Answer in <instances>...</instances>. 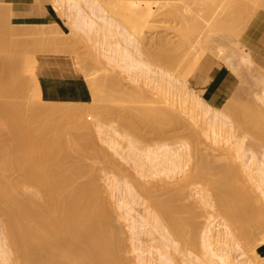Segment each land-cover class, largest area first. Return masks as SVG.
<instances>
[{
  "label": "bare ground",
  "instance_id": "1",
  "mask_svg": "<svg viewBox=\"0 0 264 264\" xmlns=\"http://www.w3.org/2000/svg\"><path fill=\"white\" fill-rule=\"evenodd\" d=\"M71 1L74 2L75 0H70L69 2ZM87 1H89V3H87ZM243 1L244 0H209V3H206L204 0L201 1L202 3L198 2L202 4L200 7L204 6L203 2H205V9H210L211 11V13H209V15L211 14V18L201 19V21L198 20V17L192 14V12H187V9L186 13H190V16L188 17L184 13L182 16L186 15L185 17L187 18H184L190 21H186L188 24L185 27H179L181 34L178 33L179 31L177 30V33L182 37L178 35L181 40L179 38L177 40L178 43L181 41L180 47L182 49L179 48L182 53L180 52V54L188 53L190 57H193V53L191 52L192 46L195 40L200 37V32L205 30L204 27L208 26L210 29L212 25L211 20L213 17L214 20H217L219 14L221 19L223 16L227 17V19L230 18L231 16L229 15L239 11L240 8L244 6L242 4L246 3L248 0H245V2ZM73 2L70 4H75V6L70 8H78V14H81L79 16L80 20L89 23L91 25V31L93 30L94 32L102 34L103 41L108 44L109 50L114 55V60L122 64V71L128 73V75L137 80L145 75L146 79H148H145V82L149 81L152 85L156 81H158L159 84L160 79L158 78L162 77L161 79L164 78L166 80V82L161 80L164 83V86L161 85L163 88L167 87V89H170V86L174 87L176 85L174 83H178V87L183 88L182 86L180 87L179 84L181 81L175 76L177 73H173L174 68L179 64L182 58L176 59L178 62L175 61V63L173 61L174 55L164 54V58L170 61L172 60L174 68L172 67L173 69H170L169 67L171 65L168 68L161 66L158 67L159 70L157 69V72L151 67L152 65L148 61L138 57L142 51L138 40L136 41L135 38H132V33L130 34L126 31L117 18L110 15L105 9L109 7V9L121 13L123 12L125 15L124 21L137 26L138 20L142 18L139 16L144 14L148 15L149 11L152 12L148 5L147 8L146 6H142L140 2L139 5L133 3L136 5L133 7L131 6L133 4L129 2L130 4L128 3L127 9L124 10L122 5H120L121 8H117L114 3L101 2V0H86L85 3L91 6V13H93L96 18L100 19V22L98 20L97 22L96 18L90 17L89 19L88 16L86 18L82 6L76 1ZM90 2L94 4L92 5ZM143 2L146 4L145 1ZM254 3L256 4L255 0ZM30 5L32 7L31 10L35 12L40 11L39 13L43 15H49L56 19L59 18V15L57 14V16L52 8V12H50L46 10V8L43 9L42 7H38L35 3H31ZM11 6V4L0 5L1 28L4 27V35H6V33L8 35L5 37H3V35L0 39L3 38L4 40L7 37L9 39V41L7 39V42L4 40V43L0 41V49L3 50L0 56V208L5 213L6 217H9L7 219L10 225L7 226H9L11 230V235L10 233L7 235L11 237V244L12 242L15 245L17 244L16 246L20 249V259L19 262L18 260L16 261L18 262L17 264H123L116 250L118 249L116 246H118L119 242L115 244L114 238L117 234L115 233L116 235L114 234L115 236H112L113 233L111 232L113 231H110L108 212L105 211L107 205L105 206V201L103 205H101L102 202L97 196L100 192L99 187L95 184L96 182L92 184H81L75 188H71L72 180L78 177L81 172L79 168L81 165L79 167L74 166L73 169L70 167V169L67 168V162L69 156H71L70 145L74 146L76 152L80 154L90 153V151L93 152L94 150H92L94 142L90 141L92 139L87 138L88 133L85 132L84 129V131L82 130L85 136L87 134L85 137L83 136L84 134L82 135L80 133L81 131L79 132L78 130L87 127L88 124L86 122L88 119L85 120V116L88 115V112H90L91 115L93 114L96 119L117 120V122L121 124L123 130L127 132V135H132V133L136 134L137 132L138 134L136 135H140V131H137L139 126L136 127L138 124H135V122L143 125L140 126L141 129L143 127V131H151L150 128H153V130L154 128L166 129L169 131L168 134L170 137V132L173 130L171 128H183L182 130L186 140L182 141V138H180L181 142L179 141L180 143H177L179 145L174 147L170 146L166 141L165 143H161L158 148H147L149 154L146 158L149 157L152 161L154 173L156 171L159 175L164 174L165 176H163L166 177L170 175L174 176L184 171L190 158L196 155V157L194 156V167L196 170L193 168L191 169V167H193L192 165L190 169L193 173L189 170L186 179L184 178L185 180L177 182H175V180L172 184L171 182L169 183L166 178L165 180L167 182L164 178L160 177L161 181L160 179L158 180L159 182L157 180H152L147 184V187L146 185L144 186V184L140 185L145 195H147L146 197L151 199L152 204L156 208V212H151L150 214L155 224L159 225L157 228H161L163 231L162 238H164L166 242L164 243L165 246L162 244L164 246L163 249H160V247L159 249L156 248V254L158 253V256L164 259L167 264H177L175 263V259L168 256L167 248L171 247L173 243L171 249H177L178 244L175 243L174 237H171L170 231L166 229L163 219L168 220L169 226L174 234L179 235V238L183 241H188L185 243H192L194 241H192V236L189 238L187 234H185L186 231L183 226L187 224L189 227L190 224L193 231L197 227L196 225L199 224L197 223L198 221H196L199 218V212L195 211V208H193L195 206H192L191 203H189L190 205L188 202L187 204L183 201L181 203L179 198L184 200L188 192L186 185L194 180L196 181V178L205 182L208 175H219L217 182H214L216 183L215 188L217 192H219L217 199L214 200L210 198L211 194H200L203 195H201V198L204 199L208 207L211 206L216 210L218 209V211L221 212L220 214L225 216V224L226 228H228L227 234L232 236V242L234 244H238V239L241 238L244 239V242H249L253 238L255 231L264 226V203L260 204L261 201L258 202L259 199L257 197L258 200L255 202V193L252 194V190H254L252 189V187L254 188L252 182L254 181L258 183L257 187H259L264 194V160L260 161L256 155L252 154L250 158L247 159L250 161H246L247 155L245 152H247L248 149L244 145V138L236 137L237 139L233 141L231 144L232 147L230 148L220 144L221 142L226 143L230 138L235 137L236 127L239 126L230 115V111L227 112L226 110L218 108L219 106H216V109L221 110V113L218 111L221 115L219 117L216 113L217 115H214L213 118L210 117L212 133L209 134L204 126H197L191 123L186 117L182 116L176 108L177 102H175L173 98L171 99L167 93L169 98L164 96L165 93H162L163 95L161 94L162 97L164 96V99L166 98L165 101L167 100L166 106H162L157 103L158 101L153 102L152 100L148 105L122 104V102L126 100V97L132 100V97L136 96L139 101H141L140 97L147 99L144 91L146 88L136 91L137 86L125 87L122 83L121 85L113 84L111 87H108L107 80L104 81L102 79L105 77L108 78L114 73L111 71V73H113L111 74L110 70H108L105 65L103 66L102 64L104 63H101L102 61L98 58L93 57L87 60H85L86 58H82V63L89 64L95 69V71L84 69L82 72L81 69H79L75 52L72 53V51H69L72 54L69 53L68 55L65 53L70 46L66 41L59 40L62 36L15 37L24 34L22 31L19 32L17 30L24 26L13 25L12 16L14 12ZM178 10L179 9H177L173 15H179V18H182V16H180L182 11L178 14ZM198 11V13H200V10ZM193 12H195V10H193ZM198 13H196V15H199ZM151 14L149 13V15ZM173 15H171V18H174ZM141 21L142 20H140V22ZM140 22L138 24L142 26L143 24ZM219 22L223 23V21ZM141 26L137 27L141 29ZM47 27H53L58 32L65 34L64 31L61 30L60 25L56 22ZM169 27L171 26L169 25ZM1 28L0 31L2 32L4 29L1 30ZM116 36L121 39H118ZM114 39L115 41H113ZM176 43L177 42H175V45ZM129 46H132L133 49H130ZM184 56L182 55V57ZM167 69H169L170 72ZM172 70L174 75L171 73ZM186 74H188V72ZM155 75L160 76L154 77ZM151 76H153L154 79ZM150 77L154 81L151 82L150 80L152 79ZM155 78L158 80L156 79L155 81ZM108 79H110V77ZM115 80L116 82L121 81L120 77L118 79L119 81L117 79ZM149 82L147 83L148 85H150ZM158 84L155 87L157 90L158 88L161 89L158 87ZM153 86L150 85L151 88ZM164 89L167 90L166 88ZM157 94L151 95L158 97ZM90 96H92L91 100H89V98H91ZM155 97L153 98L152 96V99H156ZM164 99L162 100L164 101ZM195 99L198 103L202 102L200 96L196 95ZM107 100H111L116 104H106L105 101ZM208 110L209 109H207V111ZM258 110H256L257 112L255 111L256 114L254 113L253 117L259 115L258 113L261 111L258 112ZM87 117L90 118L91 116L88 115ZM261 118H263V116ZM259 121L262 122L261 124L264 122V120ZM248 122L249 124L246 127H241L244 131L249 132L252 128H257V126L261 128L262 126L260 122L259 126L257 123L258 121L256 122L253 118ZM85 124L87 125L85 126ZM144 127L146 129H144ZM169 129H171V131ZM263 129L264 128H262L261 132ZM71 130L74 131L73 135L71 134ZM254 130L256 131L257 129ZM69 131L72 137H68L70 140L66 139ZM174 131L176 130L174 129ZM223 131L225 136H223ZM75 132L78 134H75ZM250 132L249 134H253V132ZM142 133L141 137H143ZM145 134L147 135V133ZM159 135L160 134H158L157 137L164 140V137H160L163 136V134ZM164 136H166L165 133ZM167 136L165 140L170 138H167ZM260 137L264 139L263 135ZM137 138H140V136ZM153 138L155 139L156 137L154 136ZM207 138H209L214 145L209 144V146L206 147L205 141ZM207 148H210L214 153H207ZM190 153L192 155H190ZM193 153L195 154L193 155ZM74 154L76 155V153ZM233 154H235L239 162L233 159ZM219 156L223 157L229 164L226 166L213 167L212 163L214 158ZM108 159L109 158H107V160ZM256 164L257 166H255ZM84 166H81V168ZM138 166H140L139 163ZM116 168L117 167L114 169ZM118 168L117 170L121 169ZM150 171H152V169ZM158 174L154 176L152 172L153 177H156ZM149 176H151V174ZM256 176H258V178H256ZM231 178H236L239 181L241 180L243 183H246L247 186H245V184H243L244 186L240 185L239 187L242 188L241 190L228 182ZM151 183L152 185L150 186ZM203 184L205 183H202V185ZM206 184L205 186L207 187L209 183ZM201 188L203 189V187ZM155 190H158L160 193H155ZM205 191H207V189ZM210 192H213V189ZM186 196L188 198V195ZM97 197L99 200H97ZM201 198L200 200H202ZM177 201H179V203ZM97 202H101L99 203L100 206H105V208H101ZM128 211H130V209ZM202 213L201 210L200 214ZM188 230L187 233L190 232V230L189 232ZM194 232H192V234ZM192 234L188 235L190 236ZM263 238L264 236L258 244L263 243ZM118 239L121 241L119 235L116 241ZM181 239L179 240L182 241ZM202 245L204 247V253L206 252L205 254L203 253V256H206L204 259L202 258L203 261L201 260V264H211V262L217 264H242L241 262L236 263L230 258V245H228L227 240L224 239L221 233L214 232L211 223H208L206 229H204ZM154 250L152 254L149 251V254L153 255ZM248 250L253 253L251 259L258 258L264 263V253H259L256 246ZM138 259H140L141 264L148 263V259L145 257L140 256ZM190 259L191 258H189V260ZM145 260H147V262ZM192 260L194 261V258L191 259V261ZM198 261H200V259ZM247 264L255 263L249 260Z\"/></svg>",
  "mask_w": 264,
  "mask_h": 264
},
{
  "label": "rangeland",
  "instance_id": "2",
  "mask_svg": "<svg viewBox=\"0 0 264 264\" xmlns=\"http://www.w3.org/2000/svg\"><path fill=\"white\" fill-rule=\"evenodd\" d=\"M69 1L70 0H34V2H33L38 7H42L43 9L46 8V10H48L50 12H52V10H51V8H52L54 13L56 15L57 14L59 15V16L57 15L59 17L57 19V21L60 22L61 27H62L61 30L63 29L65 34H62L61 32L54 30L53 32H47V31H45V32L44 31L43 32L42 31L28 32L29 34L15 36V37H17V38L46 37V36L47 37H49V36H62L63 37L64 35H67V36H64L63 38L62 37L59 38V40L66 41L67 44L70 46L69 49L65 51V53L67 55L69 53L72 54L73 52H75L76 58L78 61L79 69H81L82 72L84 69H87L90 71H95L93 66H91L89 64L82 63V61H83L82 58H84V59L86 58L85 60H87L88 58L94 57V58H98L99 60H101L102 61L101 63H104L102 65L103 66L105 65V67L108 70H110V73L112 71L115 74L114 75L113 73H111L113 75L109 76L110 78L114 79V81H116L115 79L118 80L120 77V80L122 82L119 80L118 81L121 82L125 87L137 86L136 91L140 90V89L144 90L146 88L144 91L146 93L147 99L140 97L141 101H139V99L136 96L132 97V100H131V98L128 99L126 97L125 98L126 100L124 102H122V104L148 105L152 100L153 102L158 101L157 103L161 104L162 106H166L167 100L165 101L166 98L164 99V96L166 97L168 94V96L171 99L173 98L175 100V102H177L176 108L179 110V112L182 114V116L186 117L191 123H193L197 126H204L205 129L209 132V134L212 133V130H211L212 124H211L210 117L213 118L214 115H217V114H218L217 116L220 117L221 110L216 109L215 105H213L211 102L206 101L198 93L196 86H195V83L193 81H191L192 78L197 73V72H195V70L192 71V77L190 76L191 79L189 78V80L187 78H184L180 74H178V71L180 70V68L182 66L188 65L187 59L191 58L188 53L187 54H185V53L180 54V52L182 53V51L180 50V48H181L180 47L181 46L180 40L182 37L178 34V33H180L179 30H180V28H183L181 26L185 27L188 24L187 22H189L190 20L185 19V18H187L185 16L187 15L189 17L190 16L189 14L191 12H192V14H195V16L198 17L197 19L200 21H201V19L211 18V14L209 15V13H211L210 9H207V10L205 9V7H206L205 4L209 3L208 2L209 0L208 1L205 0L206 3L203 2L204 3L203 5L205 7L204 6H202V7L204 9L202 7H200V5H202V4H199L201 1H204V0H201V1H198V0H185V1L184 0H178V1L177 0H101V2L103 1V2L114 3V4H116L117 8H121L120 5H122L124 10L127 9L129 2L131 4L137 3L138 5L141 2L142 6H146L147 8L149 6L151 8L150 10H152V12L149 11L150 14L152 13L151 15H149V13H148V15L144 14V15L139 16L140 18L142 17L141 19L139 18L140 20H142L141 22L143 24L142 26L140 24L141 29L138 28V27H140L138 24L140 22V20H138L139 22L137 23V26H138L137 27L135 25L129 24V23L124 21L125 15L123 12L121 13L119 11L109 9V7L105 8V9H106V12H108L110 15H113L117 18V20L121 23V26L126 31H128L130 34L132 33V38H135L136 41L138 40L140 49L142 50L139 55L137 54L138 57L140 59H144V60L148 61L152 65L151 67L154 70L157 71L158 67H161V66L164 68H168L171 65L169 67L170 69L173 67L172 60L170 61V60L164 58V54L174 55V60H173L174 62L177 61L176 59L182 58L181 61L179 60L180 61L179 64H177L175 68L173 67L174 72L172 70L171 73L172 72L174 74L177 73V75H175V76H177L178 79L181 81V82H179V84H180V87L182 86L183 88H179L178 87L179 85H177L178 83H174L176 85L174 87L170 86V89H167V87H164L167 90H165L162 87V86H164L163 82H166V80L164 78L161 79L162 77H159L160 75L154 76V77H159L158 79H160V81L158 84V81H156L157 78H155L156 82H154V83L156 85L153 83V85H154L153 86L152 84H150L149 81L145 82L146 80H148V79H146L145 75H143L142 77H140L137 80V79H134L132 76L128 75V73L122 71V66H121L122 64L117 63V61L114 60V58H113L114 55L109 50L108 44L103 41L104 39L102 38V34L99 32H94L93 30L91 31V25L89 23L85 22L84 20L83 21L80 20L79 16L81 14L80 15L78 14L79 13L77 11L78 8H76V7L70 8L72 6H75V4H70L73 1H71V2H69ZM75 1L78 2L82 6L83 11L86 14V18H87V16L89 19H90V17L94 18V19L96 18L95 15L93 13H91V11H92L91 6L89 4H87V3H89V1H87V3H85L86 0L85 1L84 0H79V1L75 0ZM143 1H145L146 4ZM147 1H148V3H147ZM240 1H242V0H240ZM248 1L246 2L247 4L246 3L242 4V5H244L243 10L240 13H237V16L234 17L232 19V21L227 23V26L220 28V27L211 25L210 29L208 26H205L204 27L205 30H202L200 32V37L195 40V42L192 46L193 48L191 49V52L193 53V56H194L200 50H202L204 55L212 57L217 62H221V63L226 64L230 68V70L238 76V78L241 81V85L245 89V91L251 95L253 100L256 101V104L258 106L257 108L259 109V110L258 109H256V110H258V112L261 111L260 113H258L259 118H258V116L253 117L254 113L256 114V112H257L255 110L256 112L254 111L249 117H247L244 120L245 121L244 125H239L238 127H236L235 137L230 138L228 140V142H226V143L221 142L220 144L224 145L225 147L230 148V147H232L231 144L233 143L234 140H236L237 138H244V145L248 149V151L245 152L247 155L246 161H250L247 159L250 158V156L252 154L256 155V157L260 161H263L264 160V139H262V137H260V136H262V135L264 136V134H263L264 129L262 131L263 133L261 132L262 128H264V125H263L264 122H263V124H261L262 122H260L259 120H261V121L264 120L263 119L264 118V68H261L260 66H258L256 63L253 62V60L251 59L250 54H249L250 50L253 47L248 46L249 42H242V39L245 38V36H247V35L249 37H253L254 33H252V31L254 30V27H257V28L261 27L262 28V25L259 24V22L261 20H264V0H255L256 4L254 3V0L249 1V2ZM91 2H90V4H92ZM243 2H245V0ZM135 4H133L131 6L134 7V6H136ZM193 6H194V8H193ZM201 8L204 11L205 10L206 11L204 12ZM177 9H179L178 14H180V12L182 11L180 16H182L183 13L186 15L182 16V18L181 17L179 18V15L174 16L173 13ZM196 9H197V12H196ZM186 10H187V12H190V13L189 14L186 13ZM193 10H195V12H193ZM198 10H200V13H198L199 12ZM201 10H202V12H201ZM196 13H198L200 16L196 15ZM202 13H206V14H202ZM171 15H173L174 18H171L172 17ZM205 15H207V16H205ZM222 19H221L220 14H219L218 19L214 20V17H213V19L211 20L212 21L211 23H215V21H216V23H218L219 21H223V23L225 24L227 22V17L223 16ZM97 20L99 21L100 19L96 18V21ZM213 20H214V22H213ZM219 23H222V22H219ZM169 25L171 27H169ZM1 27H2V25L0 24V28ZM133 27H136V28H133ZM167 27H169V28H167ZM2 29H4V27L1 28V30ZM1 33H0L1 34L0 37H2L5 34V29ZM67 33L68 34L70 33L72 36L70 34L68 36ZM178 35L181 38H179ZM5 36H8L7 33L3 37H5ZM117 38L121 39L119 37H117ZM170 38H172L173 40ZM178 38L180 39L179 43L177 41ZM7 39H8V37L4 39L5 42H7ZM4 40H3V38L0 39V41H3V43H4ZM8 41H9V39H8ZM113 41H115V39ZM175 42H177L176 45H175ZM129 47H130V49H133L132 46H129ZM69 51H72V53ZM76 52H78V53H76ZM2 53H3V50L0 49V56L2 55ZM182 55L183 56L185 55V56L182 57ZM87 56H89V57H87ZM164 59L166 62L164 61ZM163 61H164V63H163ZM167 70H169V69H167ZM169 72H170V70H169ZM151 77H153V76H151ZM154 77H153V79H154ZM147 78H148V76H147ZM153 79L152 80L149 79V80L152 82V81H154ZM161 80H163V82ZM148 82L151 86H153L152 88L150 87V85L147 84ZM108 83L111 84V79ZM157 84H158V87H160L161 89L158 88V90H157V88H155L157 86ZM166 84H168V83H166ZM162 93L163 94L167 93V94L166 95L164 94V96L162 97L161 96ZM151 94H154V95L157 94L158 97H155L154 95H151ZM196 95L200 96V99L202 102L198 103V101L195 99ZM152 96H153V98L155 97L156 99L157 98L158 99L157 100L152 99ZM91 99H92V97L89 98V100H91ZM134 99H138V100H134ZM162 99H164V101ZM144 100H146V101H144ZM205 102H206V104H205ZM105 103L106 104H116L115 102H113L111 100H107V101H105ZM207 104H209V105H207ZM207 109H209V110L207 111ZM88 115H90L92 118L91 117L88 118L87 117ZM88 115L87 116L84 115V116H85V120L88 119L86 123L89 126L87 124H85V126L87 125L86 128L83 127V128L78 129V130H79V132L81 131L80 133L82 135L84 134L83 136H85V133L82 132L83 129L85 130V132L88 133V136L86 134L87 138L92 139L90 141L94 142L93 148H92V150L94 149L93 150L94 153L92 151H90V153L80 154V153L76 152V149L74 148V146L70 145V155L71 156H69V160L67 162V164H68L67 168L73 169L74 166L79 167L80 165L81 166L85 165L83 168H81V166L79 167L81 169V172H80L78 177H76L72 180L73 183L71 182V188H75L81 184H92V183L96 182L95 184H97V186L99 187V192H100V194H98L97 196L100 198V200L102 202V203L101 202H99V203H101V205H103V202L105 201L106 203L104 202V204H105V206L106 205L107 206L105 208V206L101 207L98 202H97V204L101 208H103V209L105 208L106 209L105 211L108 212V219L110 221V231H113V232H111V233H113L112 236L114 237L117 234V236L114 239H115V244H116V242H119V244H118L119 247L116 246L118 248L116 250L119 254L118 257L121 258V260H120L121 263H123V264H141L140 259H138V257L141 256V257H145L146 259H148L149 264H167L164 259H162L161 257L158 256V253L156 254V252H157L156 248L159 249V247H160V249L161 248L163 249V247L165 246L164 243H166L165 239L162 238L163 237V231L161 230V228L160 229L157 228L159 225L155 224V222L153 221V217L150 214L151 212H156V208L152 204L151 199L146 197L147 195H145V192H144L143 188L141 189L140 185L144 184V186L146 185V187H147V184H149L150 181H152V180L158 181L160 179V181H161L160 177L164 178V180L166 178V180L169 183L171 182V184H172V183H174L175 180H176L175 182L180 181V180H185L188 171L190 170V172H191L192 168L194 170H196L194 167L195 166V157H196V155H194L195 153H193V155L195 157L192 156V158H190L188 165L185 167V170L175 174L174 176L170 175L172 177H170V176L164 177L165 176L164 174H163L164 176L161 174H160L161 175L160 176L158 173H156V171L154 173L152 161L150 160L149 157H148L149 159L146 158L149 154L147 151V148H151V149L158 148L161 143H165L166 141H167L166 143H168L170 146L174 147L176 145H179L177 143L181 142L180 138H182V141L186 140L184 138L185 135H184V132L182 130L183 128H180V127L179 128H171L173 130H172V132H170V135H171V137H170L168 134L169 131H167L166 129L163 130V129L154 128V130H153V128H150L151 131L144 130L145 131L144 132L143 127H142V129L140 128V126H143V125L142 124L140 125L138 122H135V124H138L136 127L139 126L137 131H140L139 132L140 135H136V134H138V132L136 134L132 133V135H133V137H132L131 134H128V135L126 134L127 132H125V130H123L121 124L119 122H117V120L113 119L114 120L113 121L112 119L111 120H100L99 118L96 119L93 114L92 115L90 114V112H88ZM251 116H252L253 120H255L256 122L258 121L257 122L258 125H259V122H260V125H262L261 128L258 126H257V128H254V129H257L256 131H258V132H256L253 128H252L253 130L252 129L250 130L251 132H253V134L256 133L255 134L256 137L250 131L249 132L251 134H249L248 131L243 130V128L249 124L248 121H250L252 119ZM262 116H263V118H261ZM255 118H257V119H255ZM241 127H243V128H241ZM144 129H146V128L144 127ZM147 129H149V128H147ZM171 129H169V130L171 131ZM174 129L176 131H174ZM258 129H260V130H258ZM165 130H166V132H165ZM77 132H75V134H78ZM142 132H144V133H142ZM68 133H69V134H67L68 136L66 137V135H65V137H66V139L70 140V138H72L71 134L73 135L74 131H72L71 134H70V131ZM141 133H142L143 137H141ZM145 133H147L148 136ZM155 133H157V134H155ZM164 133L166 134V136L168 134L167 138L168 137H170V138L165 140L166 136H164ZM158 134H160V135L163 134V136H160V135L159 136L162 138L164 137V140H161L159 137H157ZM138 136H140V138H137ZM154 136L156 137L155 139L153 138ZM223 136H225L224 131H223ZM68 137H70V138H68ZM161 141H164V142H161ZM205 142L207 145L206 147H208L209 144L214 145V143H212V141L209 138H207ZM207 149H208L206 151L207 153H214V152H212V150L210 148H207ZM74 153H76L77 156ZM190 155H192V154L190 153ZM107 156H109V157H107ZM77 158H79V159H77ZM107 158H109V159L112 158L114 163H113L112 159H110V160L108 159L110 161L109 162L107 160ZM233 159L236 160V162H239L238 158L235 157V154H233ZM138 163L140 166H142V165L143 166L142 167L138 166ZM140 163H142V164H140ZM196 163H197V158H196ZM113 164H117V165H113ZM227 164H229V163L223 157L219 156L217 158H214L212 166L213 167H220V166H226ZM192 165H193V167H191ZM255 166H257V164ZM115 167H117V168L119 167L118 169H120V168L121 169L120 170H117V168L114 169ZM149 167L152 169V171H150L151 169ZM190 167H191V169H190ZM152 172H153L154 176L156 174H158V175L156 177H153ZM191 173H193V172H191ZM150 174H151V176H149ZM208 176H210L211 178ZM208 176H207L205 182L196 178V181L194 180L195 182L192 181V182H190V184L188 183L186 185V189L188 188V192L186 194V195H188V198L186 195H185V197L183 195L185 201L183 199L181 200V198H179L181 203H182V201L185 202L186 204H187V202H188V204L191 203L192 206H195V207H193V208H195V211L199 212V214H198L199 218L196 217V218H198L196 221H198L197 223H199V224L196 223L197 224L196 225L197 227L195 228L196 230L194 229L192 231V228H191L192 226H190V224H189V227L187 224H186L187 226L186 225L183 226V227H185L184 230L186 231V232L185 231H183V232H185V234H187V236L189 238H191V236L193 237L192 238V241L194 240L192 242L193 244L190 241H189L190 243H185L188 241H183L181 238H179L180 237L179 235L174 234L172 232L170 226H169L168 220L163 219V223L166 226V229L168 231H170V233L172 235L171 237L172 238L174 237L173 239L175 240V243L178 244L177 249L179 248L178 251H177V249H173V248L171 249L173 243H172V245L170 243L171 247L167 248L168 249V256L171 257L172 259H175V263H177V264H191V263L192 264H198V263L201 264V262L203 261V259L206 256V255L203 256L206 252L204 253V247L202 245V236H203L204 229H206V227H207V224L211 223V225L213 226L214 232L221 233L224 236V239L227 240L228 245H230L231 249L229 250L230 251L229 256L233 261H235L236 263L241 262L242 264H247L249 262V260H251L255 264H264L258 258L257 259H251V257H253V253H252V251L248 250L249 248L256 246L257 251L259 253H264V241H263L264 238L262 240L263 243L258 244L260 242L261 238L264 236V226L261 229L255 231L253 238L251 239L252 241L250 240L249 242H244V239L241 238V239H238V244H234L232 242V236L227 234L228 228H226L225 219H224L225 216L223 214H220L221 212L218 211V209L216 210L215 208H213L211 206L208 207L205 204L204 199L201 198L203 195L200 193H203L205 195L211 194L210 198H213L214 200H216L217 197L219 196L218 195L219 192H217V190L215 188L216 183H214V182H217L219 175L218 176L217 175H212V176L208 175ZM256 178H258V176H256ZM228 182L232 183L233 185H235L238 188H240L239 186L243 185V184H245V186H247L246 183H243L241 180L239 181L236 178H231ZM249 182H250V180H249ZM152 183L150 184V186L152 185ZM202 183H205V184L209 183V184L208 185L206 184L207 185V187H206L205 184L202 185ZM257 184L258 183L255 181L252 182V186H254V188L252 187V189H254V190H252V194L255 193L254 194L255 202L259 199L258 202L261 201L260 202V204H261V203H264V194L262 193L260 188L257 187ZM201 187H203V189ZM204 187H205V190L207 189V191L204 190ZM186 189H185V191H186ZM212 189H213V192H210V191H212ZM240 189L242 190V188H240ZM253 191H255V192H253ZM154 192L157 193L159 191L155 190ZM256 193H257V196H256ZM99 198L97 200H99ZM185 198H187V199H185ZM200 198L202 200H200ZM177 202L179 203V201H177ZM127 204H129V205H127ZM124 205H126V206H124ZM205 205H206V207H205ZM127 206L131 207V208H128ZM129 209H130V211H128ZM199 209H200V211H199ZM201 210L203 212L202 214H200ZM257 215H259V214H257ZM7 218H9V217L8 216L6 217L5 213L0 208V264H17L19 262V259H20V256H19L20 255V253H19L20 249H18L19 247L16 246L17 244L15 245V244H13V242L11 244V241H12L11 237L9 235H7L8 233H10V235H11V230H10L9 226H7V225H10L9 224L10 222H8ZM5 222H6V224H5ZM153 226H155V227H153ZM158 229H159V231H158ZM188 229L190 230L191 233L189 232ZM187 230L189 233H187ZM192 232H194L193 233L194 236H193ZM160 234H161V236H160ZM188 234H192V235L189 236ZM118 235H119L121 241H119V239L116 241V238L118 237ZM179 239H181L182 241H180ZM152 249L156 250V251L154 250L153 255H151L153 253ZM149 251L151 254H149ZM162 251H164V250H162ZM189 258H191V259L194 258V261L193 260L191 261V259L189 260ZM197 258H199L200 261H198L199 259H197ZM17 260H18V262H16ZM145 261L147 262V260H145ZM187 261H188V263H187ZM213 263L214 262H211V264H213ZM214 264H217V263H214Z\"/></svg>",
  "mask_w": 264,
  "mask_h": 264
},
{
  "label": "crops",
  "instance_id": "3",
  "mask_svg": "<svg viewBox=\"0 0 264 264\" xmlns=\"http://www.w3.org/2000/svg\"><path fill=\"white\" fill-rule=\"evenodd\" d=\"M33 2V0H0V5H12L11 7L14 12L12 16V23L14 26H24L18 28L17 30L19 32L22 31L25 35L29 34L28 32H53L55 29L53 27L47 26L54 22L58 23L61 27L60 22L57 21L56 18H53L49 15H43L39 13L40 11L35 12L34 10H31L32 7L30 4ZM242 10L243 7H241L240 10L235 13H231L229 15L231 17L227 19L225 24L212 23V25L220 28L225 27L227 26V23L232 21V19L237 16V13H240ZM263 21L264 20H261L259 22V24L262 25V28L254 27V30L252 31V33H254L253 37H249L247 35L242 39V42H249L248 46L253 47L249 52L250 57L253 62L261 68H264ZM187 60L188 65L182 66V69L180 68L178 74L189 80V78L191 79L192 77V71L195 70L197 73L191 81L195 83L198 93L206 101L211 102L217 107L219 106L218 108L226 110L227 112L230 111V114L236 124H244V120L249 117L258 106L256 101L252 99L251 95L247 93L242 87L238 76L233 73L226 64L217 62L212 57L204 55L202 50ZM187 72L188 74H186ZM108 78H101L104 81L107 80V84L109 85L108 87H111L113 84L121 85V82H116L112 78H110L111 84H109L108 82L110 79Z\"/></svg>",
  "mask_w": 264,
  "mask_h": 264
}]
</instances>
